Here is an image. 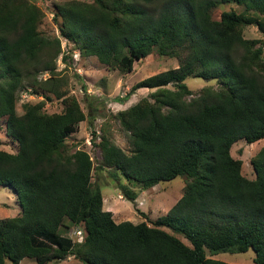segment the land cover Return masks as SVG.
I'll use <instances>...</instances> for the list:
<instances>
[{"label":"trees","instance_id":"16d2710c","mask_svg":"<svg viewBox=\"0 0 264 264\" xmlns=\"http://www.w3.org/2000/svg\"><path fill=\"white\" fill-rule=\"evenodd\" d=\"M221 3L241 9H222L215 18ZM52 10L58 35L80 56L130 70L133 59L156 48L177 66L149 74L118 97L153 88L111 114L127 150L102 131L91 137L95 164L83 148L64 153L65 138L84 114L60 88L59 38L37 28L44 12L36 0H0V118L16 145L0 148V184L12 188L20 207L0 217V264L23 257L46 264L69 254L83 264H233L205 252L248 247L253 264H264V144L249 158L251 178L230 152L239 139L264 138V0H61ZM248 24L261 36H242ZM43 71L49 75L38 78ZM189 75L219 85L193 92L184 81ZM26 87L41 99L22 102L16 113ZM52 97L60 98V111L42 108ZM102 167L112 169L116 189L132 201L131 182L142 190L183 175L184 186L165 214L115 222L90 179ZM70 227L81 230L79 241L64 232Z\"/></svg>","mask_w":264,"mask_h":264},{"label":"rangeland","instance_id":"374dc122","mask_svg":"<svg viewBox=\"0 0 264 264\" xmlns=\"http://www.w3.org/2000/svg\"><path fill=\"white\" fill-rule=\"evenodd\" d=\"M54 1L61 0H36V3L44 12L37 28L48 37L57 36L59 38L60 52L54 58V63L56 67L55 70H58L57 75L60 77L59 79L65 80V82H59L60 88L65 92L63 96L68 95L75 98L79 110L84 114L83 118L78 119L76 122L77 130L70 133L65 138L63 152L68 153L75 147L83 148L89 153L95 164L99 156L97 147L91 143V137L94 136V139L97 140L98 135L102 131H106L109 138L116 145L127 150L129 145L124 132L118 128V121L111 117V114L132 103L134 104L140 97L146 96L148 91H151L153 88L138 89L131 93L125 100H118V97L128 91L132 83L147 77L149 74L163 69L175 68L177 66V59L166 54H161L156 48H153L147 56L136 60L133 59L131 69L125 70L122 69L116 61L111 62L110 65H104L98 63L96 57L93 55L80 56L78 50L72 46L70 41L58 35V29L52 19V3ZM229 7L236 11L241 9V7L235 6L234 4L221 3L212 10L213 17L218 18L220 14L219 11ZM257 29L255 24H248L242 30V36L260 37L261 34ZM62 55L68 56L62 60ZM48 75L47 72L40 74L42 79L46 78ZM184 81L193 92H198L204 86L217 87L219 85L218 80L215 78L205 80L193 75L186 76ZM81 84L85 85V90L81 88ZM168 87L173 88L171 84H169ZM20 93H18L14 105L16 113L22 112V102H34L41 99V96L38 94L24 93L23 91ZM63 96H61V98ZM42 108L47 112L60 111V98L52 97L50 100H44ZM88 110L93 113L92 118L87 114ZM72 114L74 115L73 109ZM92 131L94 132L92 133ZM263 144L264 138H259L251 143L239 139L230 149L232 157L240 159L241 172L247 177L251 178L253 176L249 158L254 155ZM0 148L6 151H14L16 148L15 142L6 137L3 133L2 118H0ZM110 171H112L111 168H94L91 172L90 179L92 184L99 187L104 202L103 204L105 205L103 207H107L106 204L111 205L109 211L115 222L119 220H130L133 223L143 220L148 222L151 218H155L160 214H165L169 207L173 205V202L179 198L182 187L184 186L183 175L176 176L169 180H161L153 186H149L147 189L142 190L131 182L132 184L130 183L129 186L137 193L135 199L132 201L125 198L119 190L116 189ZM119 181L126 182L123 177H119ZM2 187L3 186H0V201H8V205L13 204L11 192ZM14 207L15 205H13V208ZM13 208L9 207L5 209L8 210V214H10V210H13ZM72 231L73 228L70 227L64 232L78 240L80 235L76 234V231ZM178 237L186 241L182 235ZM253 251L254 249L252 247H248V249L243 252L216 251L210 254L206 251L205 255L209 258L226 261V263L253 264ZM29 261H31L30 264H33V258L23 257L19 260L18 264H28ZM46 264L83 263L69 254L58 259L53 258L47 261Z\"/></svg>","mask_w":264,"mask_h":264},{"label":"crops","instance_id":"0c3cea01","mask_svg":"<svg viewBox=\"0 0 264 264\" xmlns=\"http://www.w3.org/2000/svg\"><path fill=\"white\" fill-rule=\"evenodd\" d=\"M141 89V88H140ZM133 93V92H132ZM4 133V132H3ZM243 173V172H242ZM253 176H254V172H253ZM252 176V177H253ZM0 186H3L2 188H4V189H8L10 192H11V196H12V200H13V204H7L8 203V201H0V217H4V216H12V215H15V214H17L18 213V211H19V205H18V203H17V201H16V198H15V194H14V191L12 190V188L10 189V187L9 186H7V185H3V184H0ZM7 186V187H6ZM102 197V196H101ZM175 202V201H174ZM173 202V203H174ZM104 202H103V198H102V201H101V207L103 208V209H106V210H110L111 208H109L111 205L110 204H106L107 205V207H103V206H105L104 204H103ZM13 205H15V207L13 208ZM9 207H11V208H13V210H10L11 212H10V214H8V210H6L5 208H9ZM170 208V207H169ZM112 215V214H111ZM157 217V216H156ZM151 219H153V218H151ZM120 221V220H119ZM31 263V261H29V263L28 264H30Z\"/></svg>","mask_w":264,"mask_h":264},{"label":"built area","instance_id":"2783aa9c","mask_svg":"<svg viewBox=\"0 0 264 264\" xmlns=\"http://www.w3.org/2000/svg\"><path fill=\"white\" fill-rule=\"evenodd\" d=\"M44 72H46V71H43V72H41V73H44ZM41 73H39L38 74V78H41V76H40V74ZM21 91H23L24 93H31L30 92V88L29 87H26V88H24L23 90H21ZM20 91V92H21ZM19 92V93H20ZM21 94V93H20ZM76 231V234H78V235H80V238L77 240V241H79L80 239H81V230L79 229V228H73V231L72 232H75ZM73 240H76V238H73V237H71Z\"/></svg>","mask_w":264,"mask_h":264}]
</instances>
